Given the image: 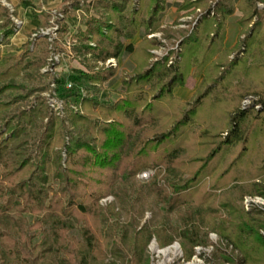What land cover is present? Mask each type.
Wrapping results in <instances>:
<instances>
[{
    "label": "trees",
    "instance_id": "trees-1",
    "mask_svg": "<svg viewBox=\"0 0 264 264\" xmlns=\"http://www.w3.org/2000/svg\"><path fill=\"white\" fill-rule=\"evenodd\" d=\"M83 1L99 18L86 17L78 54L94 63L125 53L134 66L111 103L98 96L107 75L90 67L49 79L40 73L44 60L27 61L26 85L5 79L10 68L0 71V264H150L152 238L159 247L177 240L189 260L208 245L209 232L232 247L219 250L222 264H264V210L240 206L245 195L264 198V0H219L218 16L202 17L169 66L165 58L148 63L157 41L147 35L161 30L166 0H138L137 8L132 0ZM192 7L205 8V0H183L177 9ZM236 9L244 38L228 49L226 20ZM139 29L140 40L130 42ZM13 31L0 6V44ZM95 36L107 44L92 48ZM234 50L242 55L228 60ZM189 74L201 80L184 101L173 90ZM51 80L64 88L62 115L41 95ZM249 93L261 97L239 108ZM148 169L153 178L131 185L129 198L118 190ZM109 195L116 203L100 205ZM149 197L165 216L175 214L172 231L164 221L141 224Z\"/></svg>",
    "mask_w": 264,
    "mask_h": 264
},
{
    "label": "rangeland",
    "instance_id": "rangeland-1",
    "mask_svg": "<svg viewBox=\"0 0 264 264\" xmlns=\"http://www.w3.org/2000/svg\"><path fill=\"white\" fill-rule=\"evenodd\" d=\"M72 1L73 0H0V6L7 9L9 19L14 28L13 33L0 44V71L10 68L9 72L12 75H8L5 79L26 85L28 82L25 78V74L29 72V68H25V66H27V61L38 63L44 60V65L40 69V73L47 74L49 79L52 77L53 79H58L59 77H65L66 75L76 74L77 70L86 71L87 69L89 70L90 67L93 72H104L105 76L107 75V81L100 86L97 85V87L99 86V100L103 103L114 102L119 97L118 90L120 88V79L123 75L131 72L134 64L125 53H121L117 59L110 60L106 63H92L90 61H85L84 58L78 54L79 52L76 48L78 47V44H80L81 38H83V33L86 32V17L93 16L99 18V16L98 14L96 15V12L92 9L88 12L84 11L85 9L83 6L85 5L83 4V0H79L78 8L71 7ZM90 1L91 0H86L85 4ZM166 1L168 2L169 7L162 16L161 30L147 35L148 39H154L157 41V44L148 50L149 65L162 61L164 58L166 59L167 66L172 65L180 58V44L182 40L196 28L202 17L218 16L215 8L219 0H205V8L192 7L181 10H178L177 6L181 4L183 0ZM138 3V0H132V8H137ZM256 5L257 9H263V4L261 2H256ZM170 10H176V12L178 11L182 13L177 15L172 23L164 24L163 21L165 15ZM236 11L237 14H235ZM241 16V11L236 9L234 13L227 18L226 33L227 26L229 25V41L226 46L224 40L225 48L230 49L236 42L244 38V34L240 33V26L238 24V20ZM255 20L256 17L253 18L252 22ZM251 24L252 23H250L249 26H251ZM56 26L57 30L54 29ZM116 26L120 28L118 22H116ZM142 32V29H139L135 37L129 41L137 43L140 40ZM70 37L71 39H77L74 44L75 47L72 49H68L64 46L66 41L68 42L69 40L72 42ZM120 40H122L121 37ZM232 41L233 44H231ZM106 44L107 42L99 36H95L93 41L89 43V45L95 49L100 45ZM230 44L231 46L229 47ZM27 47H29L30 50H33L34 53H25ZM34 55L37 57L35 58ZM241 55V51L234 50L228 55V60H232ZM5 58H8V63L3 65ZM110 70L114 71L111 75L108 74V71ZM200 80L201 76L194 77L192 74H189L184 86L175 88L173 94L184 101L189 100L197 89ZM78 82L85 85L83 80ZM63 89L62 86L59 87L55 81L51 80L49 83V89L41 94L45 96V99L51 98V100H57L60 107L55 110L58 106L56 105L57 103L54 102V105H51L46 99L48 106L56 115H62L64 113L63 108L65 103L59 96L60 91ZM8 95L12 96L15 95V93L9 92ZM260 97L261 95L252 93L245 95L240 102L239 108H245V105L252 106ZM31 99L32 98H30V100ZM28 105L29 101H25L20 103V108ZM224 134L226 133H223V135ZM153 176L154 170H144L135 176L133 182H120L117 184V188L119 191H125L127 196H130L131 185L134 184V186H137L139 184H147ZM111 202L114 204L116 203L113 195L102 198L99 201V204L105 206ZM117 204L119 205L120 203L117 202ZM240 206L245 211L256 209L264 210V198L256 195H245L240 201ZM143 209L144 212L140 221L141 224L147 222L149 228H154L160 222L164 221L170 226V230L172 231L173 228L179 224L175 214L172 213L169 216H165L162 209L155 204L152 197L147 199ZM27 217L31 222L32 217ZM122 220H128L126 214L122 215ZM69 234L78 237V230L73 229ZM208 240L209 242L206 247H196L193 257L189 260H185L180 242L174 240L172 244L166 247H159L156 240L152 238L146 248V255L150 260V264H222V262L218 260L220 254L219 250H227L229 253L232 247L230 246L226 248L225 244H222L221 239L211 232L208 233ZM33 241L38 242L39 237L37 236ZM174 245L177 247H175L172 252L165 255L158 253V250ZM233 257H239V252L237 250L233 252Z\"/></svg>",
    "mask_w": 264,
    "mask_h": 264
},
{
    "label": "built area",
    "instance_id": "built-area-1",
    "mask_svg": "<svg viewBox=\"0 0 264 264\" xmlns=\"http://www.w3.org/2000/svg\"><path fill=\"white\" fill-rule=\"evenodd\" d=\"M55 30H57V26H56V28H54ZM71 36V35H70ZM74 36V35H73ZM53 38H55V37H53ZM73 38V37H72ZM70 39H71V37H70ZM76 38H74V39H71V41L72 42H70L69 40H68V42L66 41L65 43H64V46L66 47V48H68V49H72L73 48V46H74V44L76 43ZM114 59H117V58H109V59H107V60H105V61H97L98 63H106V62H108V61H110V60H114ZM65 87L68 89V88H70L71 87V82H66V84H65ZM83 94H85V92H83ZM45 97V96H44ZM48 101H49V103L51 104V105H54L53 103L54 102H56L57 103V100L55 101V100H51V98L50 99H48V98H46ZM56 105H58L57 106V108H55V110L56 109H59V107H60V105H59V103H57ZM248 105H245L244 107H247ZM52 107H54V106H52ZM256 108H259L258 107V105L257 106H255Z\"/></svg>",
    "mask_w": 264,
    "mask_h": 264
},
{
    "label": "crops",
    "instance_id": "crops-1",
    "mask_svg": "<svg viewBox=\"0 0 264 264\" xmlns=\"http://www.w3.org/2000/svg\"><path fill=\"white\" fill-rule=\"evenodd\" d=\"M182 12H176V10H170L166 15H165V18H164V21L163 23L164 24H170L172 23L175 18L177 17V15L181 14ZM237 14V11L236 13ZM234 14V15H235ZM229 21V20H228ZM229 24V22H228ZM229 41V25L227 26V33H226V39H225V45L227 46V42ZM231 44H233V41L231 42ZM231 44L229 45V47L231 46Z\"/></svg>",
    "mask_w": 264,
    "mask_h": 264
},
{
    "label": "bare ground",
    "instance_id": "bare-ground-1",
    "mask_svg": "<svg viewBox=\"0 0 264 264\" xmlns=\"http://www.w3.org/2000/svg\"><path fill=\"white\" fill-rule=\"evenodd\" d=\"M175 247H177V246L174 245V246L162 249V250H158V253H161V254H164V255L168 254L169 252H172Z\"/></svg>",
    "mask_w": 264,
    "mask_h": 264
}]
</instances>
